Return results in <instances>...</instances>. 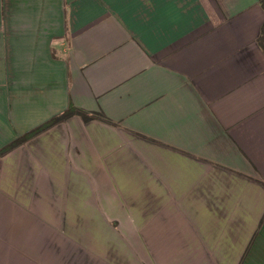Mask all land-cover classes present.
I'll list each match as a JSON object with an SVG mask.
<instances>
[{"label":"crops","instance_id":"obj_1","mask_svg":"<svg viewBox=\"0 0 264 264\" xmlns=\"http://www.w3.org/2000/svg\"><path fill=\"white\" fill-rule=\"evenodd\" d=\"M0 264H264V0H0Z\"/></svg>","mask_w":264,"mask_h":264},{"label":"trees","instance_id":"obj_2","mask_svg":"<svg viewBox=\"0 0 264 264\" xmlns=\"http://www.w3.org/2000/svg\"><path fill=\"white\" fill-rule=\"evenodd\" d=\"M74 113H78L77 110L72 109V108H69L67 111L64 112V114H63L61 117H59V118H55V119H53V120H51V121H49V122H47V123H45V124L39 126V127L36 128L35 130H33L30 134H28L27 137L30 136V135H34V134L37 133L38 131H40V130H42V129L48 127V126H50V125H51L52 123H54L56 120H58V119H64V118H66V117H68V116H70V115H72V114H74ZM79 113H80V112H79Z\"/></svg>","mask_w":264,"mask_h":264}]
</instances>
